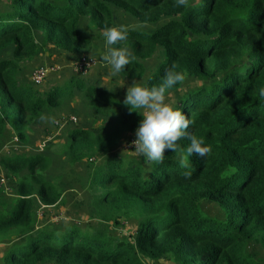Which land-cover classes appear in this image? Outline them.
Wrapping results in <instances>:
<instances>
[{"label": "trees", "instance_id": "1", "mask_svg": "<svg viewBox=\"0 0 264 264\" xmlns=\"http://www.w3.org/2000/svg\"><path fill=\"white\" fill-rule=\"evenodd\" d=\"M113 7L154 28L128 30L126 40L114 45L129 46L133 54L121 75L141 79L145 63L161 50L163 60L144 86L159 85L173 64L184 74L166 97L209 147L204 157L187 155V139L177 141L176 152L165 149L158 163L114 154L116 138L135 134L142 119L124 99L80 78L36 87L55 72L41 84L22 79L23 64L49 46L69 54L89 51L83 21L93 23L104 41L105 27L114 24ZM11 50V59L0 58V145L8 132L26 144L28 127L45 110L82 93L99 113L116 115L117 125L99 134L72 130L68 158L72 164L99 159L87 187L95 214L115 224L135 220L137 228L115 237L76 225L38 226V209L55 207L62 197L46 177L50 159L10 155L2 166L21 177L13 207L4 209L0 194V238L21 241L0 264H149L164 258L259 264L247 247L264 249V0H9L0 5V54ZM207 202L219 206L223 219L204 214Z\"/></svg>", "mask_w": 264, "mask_h": 264}, {"label": "rangeland", "instance_id": "2", "mask_svg": "<svg viewBox=\"0 0 264 264\" xmlns=\"http://www.w3.org/2000/svg\"><path fill=\"white\" fill-rule=\"evenodd\" d=\"M9 0H0V5ZM114 24H124L128 30H139L149 32L152 25L138 23L131 14L113 7ZM82 35L89 38L92 47L82 54H69L49 46L45 51H41L35 59L22 66L21 77L28 82H32L36 73L48 66L57 67L55 74H52L42 85L36 86L45 89L50 84L62 85L71 78H80L89 81L98 89H101L118 99H125L127 88L134 82L144 85L146 78L155 71L161 61L163 54L159 53L145 63L146 73L141 79H129L121 75L110 74V66L103 63L99 58V53L104 51L103 33L89 21L81 24ZM116 47V46H114ZM131 53L129 46H124ZM91 52L94 53L95 64L89 69L86 75H78L74 70L75 62L79 56H86L90 59ZM12 50L0 54L1 59H11ZM166 102L172 105L171 97H166ZM44 115L54 117L55 124L48 121L36 119L28 127L29 141L21 143L10 132L6 133L3 143L0 145V194L3 195L4 209L13 207L16 198L15 192L21 175H13L7 172L2 166V159L15 154L28 155L40 153L50 159V165L46 171V177L54 183L62 193L60 203L52 208L40 207L37 212V224L41 227H51L61 225H76L85 232H92L95 229H103L108 235L115 237H127V232L137 228L135 220H124L119 224L113 221H104L95 214L88 194L89 176L92 169L100 164L98 158L93 162L84 160L81 163L72 164L68 158L69 137L68 134L78 128L89 129L96 134L113 131L117 125V117L114 114H102L95 110L82 93L75 92L73 97H66L62 106L57 109L45 110ZM75 119L77 121H75ZM135 134H122L118 136L114 144V154L125 157H140L135 150L133 141ZM207 216L223 219L224 212L214 203L207 202L202 207ZM21 241L13 236L12 239L0 238V259L4 258L14 242ZM248 256L259 264H264V249L258 243H252L247 247ZM149 264H177L172 258L160 259ZM39 264H53L44 262Z\"/></svg>", "mask_w": 264, "mask_h": 264}, {"label": "clouds", "instance_id": "3", "mask_svg": "<svg viewBox=\"0 0 264 264\" xmlns=\"http://www.w3.org/2000/svg\"><path fill=\"white\" fill-rule=\"evenodd\" d=\"M183 4L184 0H177ZM127 26L124 24L106 26L104 29V51L99 53L100 60L110 66V74L115 76L122 72L126 65L133 59V54L124 47H114L126 40ZM94 59V53L91 52ZM173 64L165 70L159 85L151 87L139 83H133L127 88L123 101L130 111L142 116L138 127L135 129V152L142 156L145 162H161L164 158L165 149L177 151V141L187 139L189 141L186 151L188 156L193 154L204 157L210 151L209 147L203 146L204 141L198 139L189 130L190 118L179 108L166 102V91L184 80V74L175 70ZM259 96L264 98V88L259 89ZM41 121L55 124L54 117L41 114ZM183 165L184 157H180Z\"/></svg>", "mask_w": 264, "mask_h": 264}, {"label": "built area", "instance_id": "4", "mask_svg": "<svg viewBox=\"0 0 264 264\" xmlns=\"http://www.w3.org/2000/svg\"><path fill=\"white\" fill-rule=\"evenodd\" d=\"M95 64L93 59H90L86 56H79L77 61L75 62L74 70L77 72L78 75H86L90 68H92ZM58 70L57 67H44L40 69L33 78V81L36 84H41L43 80L49 75V73L56 72ZM75 121H77L75 119Z\"/></svg>", "mask_w": 264, "mask_h": 264}]
</instances>
